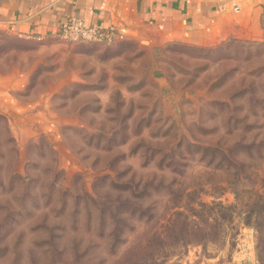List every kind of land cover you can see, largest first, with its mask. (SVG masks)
<instances>
[{"label":"rangeland","instance_id":"374dc122","mask_svg":"<svg viewBox=\"0 0 264 264\" xmlns=\"http://www.w3.org/2000/svg\"><path fill=\"white\" fill-rule=\"evenodd\" d=\"M256 193L264 38L0 33V264H261Z\"/></svg>","mask_w":264,"mask_h":264},{"label":"crops","instance_id":"0c3cea01","mask_svg":"<svg viewBox=\"0 0 264 264\" xmlns=\"http://www.w3.org/2000/svg\"><path fill=\"white\" fill-rule=\"evenodd\" d=\"M71 17L114 26L118 41L153 49L264 38V0H0V33L8 36L55 37Z\"/></svg>","mask_w":264,"mask_h":264},{"label":"built area","instance_id":"2783aa9c","mask_svg":"<svg viewBox=\"0 0 264 264\" xmlns=\"http://www.w3.org/2000/svg\"><path fill=\"white\" fill-rule=\"evenodd\" d=\"M58 36L69 42L112 44L120 34L114 26L87 25L83 20L71 17L61 24Z\"/></svg>","mask_w":264,"mask_h":264},{"label":"trees","instance_id":"16d2710c","mask_svg":"<svg viewBox=\"0 0 264 264\" xmlns=\"http://www.w3.org/2000/svg\"><path fill=\"white\" fill-rule=\"evenodd\" d=\"M251 207L247 214V220H254V227L257 232L258 237V256L261 264H264V195L261 193H256L252 202ZM219 210H225L231 208L225 207L222 204H215ZM206 207V206H204ZM198 227V226H196ZM200 230V229H199ZM15 245V244H14ZM6 250V248H4Z\"/></svg>","mask_w":264,"mask_h":264}]
</instances>
